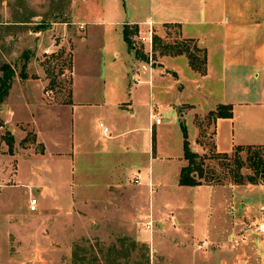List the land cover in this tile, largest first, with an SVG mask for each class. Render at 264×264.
<instances>
[{
	"label": "rangeland",
	"instance_id": "374dc122",
	"mask_svg": "<svg viewBox=\"0 0 264 264\" xmlns=\"http://www.w3.org/2000/svg\"><path fill=\"white\" fill-rule=\"evenodd\" d=\"M101 10V7H94L91 0H0V75L3 68H9L10 88L16 81L23 80V76L42 78L47 81L42 90L43 101L51 105L67 103L71 89L72 51L78 40L84 37L83 33L93 28L85 25L96 22ZM113 29L116 32L113 30L111 33L116 37L121 26L115 25ZM111 33L112 37L105 40L106 47L110 46L112 50L121 52V59L128 57L127 45L122 38L113 40ZM93 35L92 41L97 43L98 34L94 32ZM134 35L130 36V40L134 45L131 50L136 56L142 48L145 52V48L137 44L138 40ZM153 36L157 37L152 51L154 67L164 57L171 56L166 53L172 54L177 47H182L185 51L182 55L188 61L192 59L198 67L202 66L203 50L197 48L193 41L180 38L174 26L155 28ZM103 57L111 63V49L105 50ZM112 65L114 63L110 64ZM116 66L117 62L114 67ZM105 72L111 80L114 75L112 70L107 68ZM75 74L78 78H83V65H78ZM131 79L134 81L132 77ZM185 86L186 94H189L192 85L185 81ZM244 86L250 88V85ZM251 87L254 92L253 87H256ZM219 89L220 86L217 87ZM192 94V97L197 96L196 93ZM219 95L216 91L209 103L213 104L221 98ZM229 96L234 95L229 93ZM191 100L197 101L195 98ZM188 110V105L180 108L181 112ZM158 112L163 125L152 133L150 142L153 143L154 150L150 151V157L149 136L139 129L141 122L143 123L142 118L130 128L137 130L123 140H133L131 150L124 153L121 151L122 145L119 148L118 158L122 165L131 168L127 178L138 175L136 170L139 169L140 178L144 183L147 182L149 159L154 156L150 177L155 188L159 183L165 186L163 191L155 194V200H159L160 204L169 201L167 204L173 209L181 204V208L172 210L174 216L182 220V216L186 215V223H190L189 220L193 217L196 229L204 228L210 219L228 227L231 213L227 210L238 199V194L232 192L231 195L230 189L237 185L236 181L240 177L246 183V179L253 175L245 162L249 154L245 150L241 153L233 151L228 154V158H216L214 119L208 114L195 113L181 121L187 130L188 145L191 152L199 156L197 162L202 163L203 178L207 182L204 185L219 188L214 193L203 189L194 194L190 189L180 190L177 185L172 187L177 176V163L180 161L178 157L182 156V146L178 145V131L173 129L178 125V119H169L171 113L163 107ZM252 112L257 111L243 110V116L235 123L236 131L241 128L244 119L252 122L249 126L253 135L261 131L258 125L264 124V112L259 115V123L256 116L250 115ZM59 114V129L55 130L54 135L58 137L59 143L64 142L59 149L61 152L65 151L59 157L60 161L48 157L49 171L46 172L42 164L41 173L34 174L31 172L32 168L41 164L40 158L36 159L37 164L31 170L27 167L28 164L21 167L19 177L14 181L16 185L11 184L0 190V264H256L257 255L250 243L256 236L253 226L240 228L225 244H216L208 239L194 240L189 235H184V231L178 229L176 221L171 218L169 222L152 216L150 211L137 213L136 205L140 199L137 188L130 179L123 189H110L109 194H102V185L113 178L114 174L111 169L113 164H110L111 157L105 152V147L109 144L118 145L122 139L111 141L102 135V128L98 126L101 122L97 119L98 113L90 117V120L86 116L78 124L74 119L72 128L70 113L63 110ZM3 123L4 120L0 117V155H7L17 148H34L36 153L41 152L40 145L34 143L29 125H19L24 131V138L19 141L18 147L11 143L10 148H7L4 142L7 138L10 141L11 134L9 127ZM84 125L87 126L86 130ZM76 137L81 139V147H76V142L74 144ZM180 137L182 140L181 132ZM251 140L260 138L251 135ZM71 142L74 144L75 159L77 158L75 169L69 160ZM36 160L31 159V163L35 164ZM238 161L244 163L242 168H238ZM259 161L264 162L262 149ZM255 179L260 183L259 176ZM6 183L10 184V181ZM32 199L37 201L35 211L29 210ZM185 202L192 203L184 205ZM149 217L153 221L151 231L144 226ZM159 221L167 223L164 229L158 226Z\"/></svg>",
	"mask_w": 264,
	"mask_h": 264
},
{
	"label": "crops",
	"instance_id": "0c3cea01",
	"mask_svg": "<svg viewBox=\"0 0 264 264\" xmlns=\"http://www.w3.org/2000/svg\"><path fill=\"white\" fill-rule=\"evenodd\" d=\"M91 3L102 10L97 21L91 22L93 25H85L93 28L83 33L84 37L78 40L76 48L72 51L68 103H46L42 99V90L47 81L26 77L12 84L0 106V117L4 120L3 124L9 127L14 147L17 148L19 141L24 138V131L19 125H29L34 135V143L41 147L39 153H36L34 148H17L7 155H0V190L11 184L16 185L14 181L19 177L21 167L28 164L27 167L31 170V167L37 164L36 159L40 158L41 164L32 168L31 172L34 174H40L43 169L49 171L48 157L60 161L59 157L65 151L61 152L59 149L64 142L59 143L58 137L54 135L55 130L59 129V112L66 110L70 113L71 128L74 119L78 124L86 116L90 120V117L98 113L97 119L101 121L98 126L102 128V135L111 141L122 139L118 145L109 144L105 147V152L111 157L110 164H113L111 169L114 174L113 178H106L108 182L100 189L102 194H109L110 189H123L129 179L134 184L133 180L137 177L139 183L134 184L140 199L136 205L137 213L150 211L156 218L168 221L171 218L176 221L177 228L184 231V235H189L194 240L208 239L216 244H225L231 235H236L244 226H253L256 231L257 225L264 222L263 183L235 185L230 189L231 195L232 192L238 194V199L234 204H230L231 207L227 210L231 213L228 227L210 219L204 228L196 229L191 215L190 223L185 222L186 215L182 216V220L174 216L172 210L181 208V204L178 206L176 203L178 205L173 209L167 204L169 201L160 204L159 200H155V194L163 191L165 186L159 183L155 188L150 177L154 156L149 159V179L144 183L140 178L139 169L136 170L138 175L127 178L131 168L122 165L118 152L121 145L122 152L131 150L133 140H123H126L132 131L137 130L130 128L142 118L143 123L141 122L139 129L149 136L150 157V151L154 150V145L150 142L152 133L163 125L162 121L159 125H154L152 116L159 114L160 107L165 108L171 113L169 119H178V125L173 129L178 131V145L182 146V156L178 157L180 161L177 163V176L172 187L177 185L180 190L190 189L197 194L203 189L214 193L219 187L178 185L180 170L186 165L183 160V137L182 140L180 137L182 119L195 113L207 114L218 105H231L232 117L217 119L213 124L215 152L230 154L237 146H264V124L258 125L261 131H257L255 135L249 126L252 122L247 119L242 121L238 131L235 130V123L243 116V110H256L257 112L250 115L256 116L257 123L261 122L259 115L264 112V0H91ZM148 22L152 23L153 29H160L165 25L178 26L180 38L196 43L197 48L205 53L204 75L193 70L184 55L166 56L156 67H150L139 60L128 46V57L122 59L121 52L114 48L112 50L110 46L106 47L105 40L112 37L110 33L113 30L116 32L113 29L115 25L121 26L116 37L111 33L112 39L118 41L120 38L123 40L124 26L137 27L143 32L147 30ZM94 32L99 37L97 43L92 41ZM110 49L113 61L108 63L103 55L105 50ZM116 62L117 66L114 67ZM112 63L114 65L110 66ZM79 64L83 65L84 71L81 79L75 76ZM107 68L114 73L111 80L105 72ZM131 77L139 79V83H134ZM185 81L192 85L189 94H186ZM244 85H250V88ZM251 85L256 87H253L254 92ZM138 86L145 87L143 89ZM219 86L220 89L217 90ZM35 90L39 92L34 93ZM216 91L220 93L221 98L210 104L209 100ZM192 93L197 96L192 97ZM229 93L234 96H229ZM194 98L197 101L191 100ZM106 99L109 101L106 102ZM184 105H188L189 110L181 112L180 108ZM83 127L86 130L87 126ZM104 128L107 129L106 133L103 132ZM192 130L194 131V128ZM251 135L260 140H251ZM75 142L76 147H81V139L76 137L74 144ZM72 143L69 160L75 169L77 158L75 159ZM4 144L9 148L5 142ZM31 159L36 160L35 164L31 163ZM7 181H10V184H7ZM189 203L185 202L184 205H191ZM165 224L167 223L159 221L158 226L164 229ZM250 243L257 255L256 264H264V237L256 231V236Z\"/></svg>",
	"mask_w": 264,
	"mask_h": 264
},
{
	"label": "trees",
	"instance_id": "16d2710c",
	"mask_svg": "<svg viewBox=\"0 0 264 264\" xmlns=\"http://www.w3.org/2000/svg\"><path fill=\"white\" fill-rule=\"evenodd\" d=\"M174 27L178 30V33H179V27L178 26H174ZM135 33H137V27L129 28L128 26H124L122 30L123 40L130 49L132 47L130 36L134 35ZM156 43H157V37L153 36V41H152L153 49L155 48ZM181 48L177 47L174 50V52H172V54H168V53L166 54L171 55V56L172 55L173 56L182 55V53H184L185 51H183V49ZM136 57L142 61L147 60L146 57L143 56L141 52H137ZM189 65L193 70L197 71L201 75H204L205 73V68H204L205 53H204V60L202 62L201 67H198L196 64H194L192 59L189 60ZM3 69L4 70L2 71V74L0 75V105L4 102L5 98L7 97L10 86H11L9 68L5 67ZM22 78L24 79L26 78V76H23ZM207 114L214 119V122L220 118H231L232 117V106L231 105H218L216 106L214 110L208 112ZM180 128H181L182 137H183V160L186 162V165L183 166L180 170L179 178H178V185L187 186V187H196V186L204 185L207 182L205 178H203L204 175L201 169L202 163L197 162V159H199V156L196 153L191 152V149L189 148L187 130L183 123H180ZM5 141H6L5 143L10 148L12 140L10 139L9 141V139L7 138L5 139ZM261 149L264 150V148L262 147H258V148L252 147V146L234 147L233 149L234 153H241L245 150L249 154V157H247L245 162H247L248 168H250L253 171V175L246 179L245 181L246 183H244L243 179L240 177L236 181L237 185L258 184L257 182L258 180L255 179V177L257 176H259L260 183L264 184V162L259 161ZM216 158H228V154L216 153ZM237 163H238L237 165L238 168H242V166L244 165L242 161H238Z\"/></svg>",
	"mask_w": 264,
	"mask_h": 264
},
{
	"label": "built area",
	"instance_id": "2783aa9c",
	"mask_svg": "<svg viewBox=\"0 0 264 264\" xmlns=\"http://www.w3.org/2000/svg\"><path fill=\"white\" fill-rule=\"evenodd\" d=\"M134 37L138 40V45L143 46L145 48V52L142 48V51L146 57V61L143 60V62L145 64H147L148 66H153V61H152V51H153V25L152 23L148 22L147 23V30L146 31H139V29H137V33L134 35ZM134 45H132L133 47ZM140 60V59H139ZM142 61V60H141ZM134 83H139V79H134ZM152 120L154 122V125H159L161 120H160V114L157 115H153L152 116ZM101 126V125H100ZM103 132L106 133L107 129L104 128ZM134 184H138L139 183V179L136 177L133 180ZM36 205H37V201L32 199L30 200L29 203V210L30 211H35L36 210ZM152 219L149 217L146 222L144 223V226L146 228V230L151 231L152 227H153V223H152ZM256 231L262 236L264 237V222H261L257 225Z\"/></svg>",
	"mask_w": 264,
	"mask_h": 264
}]
</instances>
